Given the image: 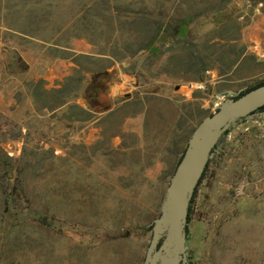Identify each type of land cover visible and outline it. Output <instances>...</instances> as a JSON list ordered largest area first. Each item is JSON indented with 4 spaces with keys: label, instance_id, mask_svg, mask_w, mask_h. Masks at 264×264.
Wrapping results in <instances>:
<instances>
[{
    "label": "rangeland",
    "instance_id": "obj_1",
    "mask_svg": "<svg viewBox=\"0 0 264 264\" xmlns=\"http://www.w3.org/2000/svg\"><path fill=\"white\" fill-rule=\"evenodd\" d=\"M263 82L264 0H0V264H144L196 129ZM184 253L264 264V110L217 145Z\"/></svg>",
    "mask_w": 264,
    "mask_h": 264
},
{
    "label": "water",
    "instance_id": "obj_2",
    "mask_svg": "<svg viewBox=\"0 0 264 264\" xmlns=\"http://www.w3.org/2000/svg\"><path fill=\"white\" fill-rule=\"evenodd\" d=\"M264 107V85L226 101L196 129L172 177L144 264H186V227L195 191L221 138Z\"/></svg>",
    "mask_w": 264,
    "mask_h": 264
},
{
    "label": "trees",
    "instance_id": "obj_3",
    "mask_svg": "<svg viewBox=\"0 0 264 264\" xmlns=\"http://www.w3.org/2000/svg\"><path fill=\"white\" fill-rule=\"evenodd\" d=\"M171 28V27H170ZM173 28H174V31H189V29H188V22L186 21V20H184V21H182V23L181 24H178V25H174L173 26ZM162 29V25H160V26H158V27H156V29H155V31H160ZM154 50V52H157V50L156 49H153ZM158 54V53H157ZM261 85H264V82L263 83H260V84H258V85H256L255 87H253V88H250V89H248V90H246V91H244V92H242L239 96H237V97H240V96H242V95H244L245 93H247V92H249V91H251V90H253V89H255V88H257V87H259V86H261ZM236 97V98H237ZM260 110H264V107H262ZM228 133V132H227ZM181 159H182V157H181ZM181 159H180V161H181ZM0 163H2L1 162V160H0ZM180 163V162H179ZM208 167V166H207ZM206 170H207V168H206ZM206 172V171H205ZM204 175H205V173H204ZM204 175H203V177H204ZM202 177V178H203ZM202 180V179H201ZM200 183H201V181H200ZM199 183V184H200ZM199 186V185H198ZM198 188V187H197ZM196 191H197V189H196ZM196 191H195V193H196ZM12 193H7V202L9 201V198L10 197H12ZM195 195V194H194ZM21 197L23 198V200H25L26 199V196H25V194L24 193H22V195H21ZM25 201H27L28 202V200L26 199ZM193 203V199H192V202H191V204ZM34 214V216L37 218L39 215H38V213H33ZM190 215H191V206H190V209H189V217H190Z\"/></svg>",
    "mask_w": 264,
    "mask_h": 264
}]
</instances>
